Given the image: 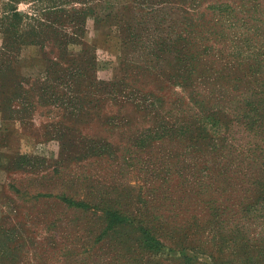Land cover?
<instances>
[{
  "label": "rangeland",
  "instance_id": "1",
  "mask_svg": "<svg viewBox=\"0 0 264 264\" xmlns=\"http://www.w3.org/2000/svg\"><path fill=\"white\" fill-rule=\"evenodd\" d=\"M166 4L0 0V264H264V104Z\"/></svg>",
  "mask_w": 264,
  "mask_h": 264
},
{
  "label": "trees",
  "instance_id": "2",
  "mask_svg": "<svg viewBox=\"0 0 264 264\" xmlns=\"http://www.w3.org/2000/svg\"><path fill=\"white\" fill-rule=\"evenodd\" d=\"M165 2L166 8L169 5L170 9H176L175 20L171 13L154 15L160 11L159 9H152L154 16L149 20L154 19L163 25L166 21L174 23L170 29L183 24L184 29L189 30V39L195 38L197 47L191 57L192 61L197 59L192 69L194 74L212 73V82H222L235 91L239 90L240 94L235 96L241 100L239 103L261 100L264 104V0H165ZM239 35L243 37L244 50L228 54L226 41L236 42ZM251 99L254 101H250ZM260 117L264 118V113ZM122 214L114 209L107 211V215L117 225L124 223ZM140 228L148 238L147 241L158 242L153 231L147 229L148 225Z\"/></svg>",
  "mask_w": 264,
  "mask_h": 264
}]
</instances>
